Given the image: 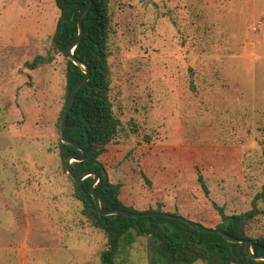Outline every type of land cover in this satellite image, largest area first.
Here are the masks:
<instances>
[{
	"label": "rangeland",
	"instance_id": "obj_1",
	"mask_svg": "<svg viewBox=\"0 0 264 264\" xmlns=\"http://www.w3.org/2000/svg\"><path fill=\"white\" fill-rule=\"evenodd\" d=\"M112 14L111 101L120 128L104 164L110 170L134 150L143 169L151 145L165 141L217 146L218 155L233 149L232 168L215 175L196 166L190 177L186 167L202 160L184 155L177 182L195 205L166 213L214 229V203L227 215L251 211L264 193V0H113ZM59 19L55 0H0V264H101L106 248L59 153L68 61L51 54ZM50 54V64L26 67ZM138 185L140 202L126 203L163 210L165 199L147 205L152 185ZM179 185H167L172 196L183 193ZM257 206L264 210V200ZM248 234L264 238V215ZM147 243L138 238L118 263L148 264Z\"/></svg>",
	"mask_w": 264,
	"mask_h": 264
},
{
	"label": "trees",
	"instance_id": "obj_2",
	"mask_svg": "<svg viewBox=\"0 0 264 264\" xmlns=\"http://www.w3.org/2000/svg\"><path fill=\"white\" fill-rule=\"evenodd\" d=\"M55 2L60 11V19L52 37L51 54H63L68 60V51L79 36V17L90 0ZM93 2L83 20V39L74 51V56L89 66L91 78L78 92L66 127L67 138L85 148L86 159L84 162H74L72 168L77 177L87 171L98 173L100 180L95 192L106 211L121 209L132 213L164 212L161 208L139 211L125 201L129 200L133 204L139 201L140 181L151 184L144 170L140 168L134 150H130L110 170L102 161L119 135L120 121L114 114L111 101L109 40L113 23V0ZM51 54L36 57L33 62L27 63L26 67L29 70H37L50 64L53 61ZM85 77L79 66L67 61L66 103L59 119L60 133L70 96L76 85ZM59 153L66 171L67 157L82 156L77 149L64 145L61 139ZM71 180L74 186L73 196L81 203L83 216L106 236V248L101 254V264H119L117 260L120 254L132 248L137 239L142 237L148 239V264H264V261H254L246 256L245 244L229 243L216 232L199 233L176 219L158 216H102L90 192L93 177L81 183H76L72 178ZM198 181L208 196L210 192L204 177L199 176ZM259 200H264V193L255 198L251 211L234 215H227L222 207L214 203L213 207L221 217V223L214 229L222 230L236 239L251 241L254 253L264 255V238H253L248 234L255 219L264 215V210L257 206ZM238 255L242 257L238 259Z\"/></svg>",
	"mask_w": 264,
	"mask_h": 264
},
{
	"label": "crops",
	"instance_id": "obj_3",
	"mask_svg": "<svg viewBox=\"0 0 264 264\" xmlns=\"http://www.w3.org/2000/svg\"><path fill=\"white\" fill-rule=\"evenodd\" d=\"M149 151L150 152L145 160V167L143 168V170L146 176L148 177V179L150 180L151 182L150 185H152L153 190L151 193H148L147 195V201H148L147 205L148 207H150V205H152L154 202V204L157 206V203L164 202L161 200L165 199L166 203L162 205L164 212H169V210H173V209H176L178 211L179 207L186 208L187 205L189 206L195 205L194 203H192L193 202L192 199H189V196H187L186 193L183 192V188L179 185V182H177V181H184V177H183L184 172H181L179 170L182 165L181 158L184 155L190 156V158L192 159H195L199 156L202 160L201 161L202 163L199 165L197 164L195 166L189 165L186 167L187 169L189 168V170L187 171L189 172L190 177H195V175H197V172L194 171L196 166L204 167V169L207 172L214 170L213 175H215L218 173L217 171L218 168H220L222 171H224L225 169H226L225 171H227L228 170L227 165H229V167L232 168L231 166L234 165L233 163L236 162V158H235L236 154H234L233 149L232 150L226 149L225 151H221L220 155H218L217 146H205V147L197 148L196 146H192L190 144L182 145L181 142H177L172 145L171 143L165 141L151 145ZM151 153L154 154V159L151 158L148 159ZM171 153L174 154L172 155ZM170 157H172V160L170 159ZM160 168H162V170H160ZM167 185H179V188L182 189L183 193L175 194L174 196H172L169 190L173 191V189L167 187ZM139 190H140V198L138 202H140L142 195L140 187ZM168 192L170 193L169 195H167ZM185 197L188 199H186ZM168 202L172 203L170 207L167 206ZM197 206L200 207V204L199 205L197 204ZM140 210L141 209H139V211ZM213 216L219 218L217 214ZM213 216L212 218L215 220Z\"/></svg>",
	"mask_w": 264,
	"mask_h": 264
},
{
	"label": "water",
	"instance_id": "obj_4",
	"mask_svg": "<svg viewBox=\"0 0 264 264\" xmlns=\"http://www.w3.org/2000/svg\"><path fill=\"white\" fill-rule=\"evenodd\" d=\"M93 3H94L93 0H90L89 5L81 13V15L79 17V21H78L79 36H78L77 40L75 41V43H73L71 45V47L68 51V55H67L68 60L70 62H72L74 65L79 66L83 70L84 74L86 75V77L80 83H78L76 85V87L74 88V90L70 96V99L68 101L66 111H65V115H64V117L62 119V123H61L60 136H61L62 143L66 146L73 147L82 153L81 157L69 156L66 158V169H67L68 175L76 183H81L84 180H86L87 178L93 177V182H92L91 187H90V192H91V195L95 201L97 210H98L99 214L102 216L108 217V216L123 215V216L130 217V218L158 216V217H162V218H166V219H176V220L181 221V222L187 224L188 226L192 227L195 231H197L199 233H214V232H216L217 234L222 236L229 243L245 244L246 245V256L249 259L254 260V261H264V255H256L254 253L251 241L236 239V238L230 236L229 234H227L226 232H224L222 230L206 228L203 225L195 223V222H193L187 218L181 217V216L169 214L166 212L132 213V212H129L126 210H121V209H113V210L106 211L103 209L101 202H100V199L95 192V187L99 183V180H100L98 173L93 172V171H87V172L83 173L80 177L76 176V174L72 168V164L74 162H84L86 159V150L84 147L79 145L77 142L67 138L66 127H67V121H68L69 115H70V113L73 109V106L75 104V100H76V96H77L78 92L87 82H89V80L91 78V70H90L89 66L87 64H85L84 62L78 60L74 56V51L83 39V36H84L83 20L86 17V15L88 14L89 10L92 8ZM199 244H201V241H199ZM241 257H242V255L237 256L238 259H240Z\"/></svg>",
	"mask_w": 264,
	"mask_h": 264
}]
</instances>
